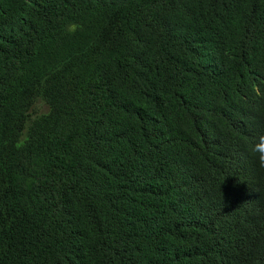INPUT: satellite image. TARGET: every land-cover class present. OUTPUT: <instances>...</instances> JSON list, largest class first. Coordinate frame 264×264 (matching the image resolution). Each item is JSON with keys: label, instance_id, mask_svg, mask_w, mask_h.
<instances>
[{"label": "trees", "instance_id": "16d2710c", "mask_svg": "<svg viewBox=\"0 0 264 264\" xmlns=\"http://www.w3.org/2000/svg\"><path fill=\"white\" fill-rule=\"evenodd\" d=\"M262 132L264 0H0V264H264Z\"/></svg>", "mask_w": 264, "mask_h": 264}, {"label": "clouds", "instance_id": "9594fccd", "mask_svg": "<svg viewBox=\"0 0 264 264\" xmlns=\"http://www.w3.org/2000/svg\"><path fill=\"white\" fill-rule=\"evenodd\" d=\"M72 31H75V27H73ZM249 151L255 156L259 166L264 168V132L255 137L249 146Z\"/></svg>", "mask_w": 264, "mask_h": 264}, {"label": "rangeland", "instance_id": "374dc122", "mask_svg": "<svg viewBox=\"0 0 264 264\" xmlns=\"http://www.w3.org/2000/svg\"><path fill=\"white\" fill-rule=\"evenodd\" d=\"M40 109H41L42 111H45L47 108L44 107L40 102H38V103L35 104V108L33 109L32 114H33L34 112L39 111Z\"/></svg>", "mask_w": 264, "mask_h": 264}]
</instances>
